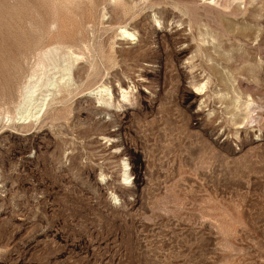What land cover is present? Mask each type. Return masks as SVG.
<instances>
[{"label":"rangeland","instance_id":"374dc122","mask_svg":"<svg viewBox=\"0 0 264 264\" xmlns=\"http://www.w3.org/2000/svg\"><path fill=\"white\" fill-rule=\"evenodd\" d=\"M0 264H264V0H0Z\"/></svg>","mask_w":264,"mask_h":264},{"label":"bare ground","instance_id":"6f19581e","mask_svg":"<svg viewBox=\"0 0 264 264\" xmlns=\"http://www.w3.org/2000/svg\"><path fill=\"white\" fill-rule=\"evenodd\" d=\"M120 36L122 38H134V34L127 32L125 29L121 31ZM128 40V39H127ZM130 41V40H128ZM74 44H76L74 42ZM77 45V44H76ZM77 47V46H76ZM44 52V51H43ZM43 55L46 57L48 56V50L46 53H43ZM74 55L73 52H70V56L72 57ZM80 57L75 55V59L70 65H67V67L62 68L59 70V73H70L71 69L73 68V64L75 62H78ZM48 61V59H47ZM69 62V61H68ZM36 67H38V71L41 72L37 75L36 70L33 71V76L30 77V80L34 78V76L37 77V80L33 83H29L20 93V99L14 106V113L12 116H7V121H15L18 125L30 127L33 125H37L39 121L42 119L44 114L46 113V109L49 103V95H48V88L54 86V82L51 80L48 76V65L43 62L39 61L36 63ZM54 69H56L54 67ZM66 74H62L60 77L61 81H64ZM205 86L200 87L198 90L203 91ZM43 89H46V91L43 92ZM96 94L100 95H110V89L108 87L102 86L99 91H97ZM125 97V96H123ZM128 178L125 177L124 181H126Z\"/></svg>","mask_w":264,"mask_h":264}]
</instances>
